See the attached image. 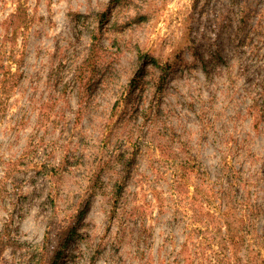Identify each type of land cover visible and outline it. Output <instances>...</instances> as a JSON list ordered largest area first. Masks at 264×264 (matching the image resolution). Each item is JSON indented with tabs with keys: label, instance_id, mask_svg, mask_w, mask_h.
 <instances>
[{
	"label": "rangeland",
	"instance_id": "rangeland-1",
	"mask_svg": "<svg viewBox=\"0 0 264 264\" xmlns=\"http://www.w3.org/2000/svg\"><path fill=\"white\" fill-rule=\"evenodd\" d=\"M94 28L104 57L84 96L76 65ZM195 45L224 61L205 69ZM139 51L172 64L162 91L157 74L137 75ZM133 77L169 114L135 115L127 141L113 138L133 162L125 222L91 196L60 264H264V0H0V264L46 263L48 224L70 221L64 197L98 171L95 151L111 152L104 124ZM164 118L173 138L158 133ZM41 162L66 166L59 187Z\"/></svg>",
	"mask_w": 264,
	"mask_h": 264
},
{
	"label": "trees",
	"instance_id": "trees-1",
	"mask_svg": "<svg viewBox=\"0 0 264 264\" xmlns=\"http://www.w3.org/2000/svg\"><path fill=\"white\" fill-rule=\"evenodd\" d=\"M112 1L121 2L122 0ZM100 16V25H102L105 21V17L102 16H106V14L103 13ZM109 21L111 20L109 19ZM100 39V32L94 28L91 31L89 46L82 59L76 65L77 74H75V79L82 89L84 96H87L88 94L91 96L92 93H94L91 91L95 88V76L98 74L96 72L98 71V67H100V63L104 57ZM194 50L195 57L199 58L201 62H203L205 69L207 68V62L209 59H214V57H216L217 59L224 61L220 50L211 51L210 58H206L205 51L201 50L199 46L195 45ZM138 56L140 59H143L145 65L139 69L137 75H147V73L157 74L159 76V78H156L157 83H159V92L162 91L163 83L167 78L169 70L172 68V64L167 61L164 62L161 58L152 56L149 53L139 51ZM149 65H151L150 68H148ZM136 85H138V78L133 77L130 84L115 99L113 105L111 106L110 113L106 118L104 132L106 138L110 140V142H107L111 148V152H107V154H105L95 151V155L98 154V156H101L99 164H97L98 171L94 174L90 173L87 177L83 178L86 183L85 185L82 180L79 181L78 190L72 191V193L76 194L73 199L70 196L71 191H69L64 197L66 201H74L73 206L70 208V214H68L70 221L68 220L64 223H59L57 222L58 219H56V216H53V219H56V222L54 221L51 223L55 224H51L49 222V227H52L51 225L55 226L56 244L51 254L47 257L45 264H60V262L66 257V251L69 243L76 235L79 234V228L84 223V219L90 205L89 198L91 196L97 194L104 196L107 203L111 205V208L108 210L109 212L107 211L109 213V217L113 218V221L119 223V225H123L125 222L122 215L118 212V209L121 205V199L125 190V178L131 172L133 162L130 158H127L129 155L128 150H123L119 146L111 145L113 138L116 137L118 141L120 139L124 142L127 141V136L124 135L123 132L126 125L129 123L128 120L135 115L138 117L141 116L142 118H148L153 115V123L157 124L159 122L161 123L162 115L169 114V110L165 111V108L162 107V99H158L156 95V97L153 98V106H151L152 100L147 98V92L144 89H141L140 87L138 91H134ZM154 91L153 94H155L158 90L156 89ZM162 124L163 125L159 128L158 133L165 132L170 138H173V133L170 131L169 124L166 122L165 118L163 119ZM170 128L173 129L172 127ZM157 147L162 151L163 155L166 154V148L163 143L159 142ZM103 154H105V156H103ZM68 159H70V157H68ZM186 161L187 164L190 163L188 159H186ZM66 162L67 160L63 163L65 164ZM76 163L78 164H72L73 167L80 165L79 160H77ZM64 167L66 166H63L61 163L57 165L52 164V166L48 167V165L41 162V168H43L44 174L47 176L52 186L54 183H57L56 187H59L60 184H58V182L64 179V174L67 172V168ZM104 175H107L109 179L105 180ZM51 185L49 186L47 198L53 204L54 211L57 214L58 205H54L57 197L54 196L53 187ZM83 193H88V197H85V194ZM72 209H74L73 212ZM42 210L43 212L45 210L43 206ZM48 232L50 234V231ZM226 240L229 245H235L238 242L236 236L231 234L227 236ZM10 241V237L5 234L4 231L0 232V244L5 243L10 245Z\"/></svg>",
	"mask_w": 264,
	"mask_h": 264
}]
</instances>
